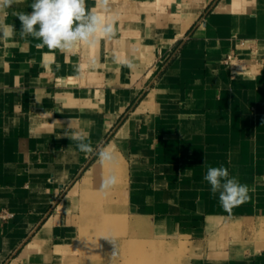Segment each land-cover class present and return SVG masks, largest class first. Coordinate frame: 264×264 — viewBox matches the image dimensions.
Returning a JSON list of instances; mask_svg holds the SVG:
<instances>
[{"label": "crops", "instance_id": "crops-1", "mask_svg": "<svg viewBox=\"0 0 264 264\" xmlns=\"http://www.w3.org/2000/svg\"><path fill=\"white\" fill-rule=\"evenodd\" d=\"M32 2L0 41V264H128L141 243L151 264H264V0H110L116 35L76 54L21 39ZM220 166L249 189L230 213L203 179Z\"/></svg>", "mask_w": 264, "mask_h": 264}, {"label": "clouds", "instance_id": "clouds-1", "mask_svg": "<svg viewBox=\"0 0 264 264\" xmlns=\"http://www.w3.org/2000/svg\"><path fill=\"white\" fill-rule=\"evenodd\" d=\"M21 0H0V41H7L16 35L15 24L6 23L8 9ZM30 11L12 13L20 22L21 39L39 41L37 49L57 50L62 54H76L80 46L95 47L101 39H112L116 35L115 20L109 18L110 0H95L89 7L87 0H33ZM128 66L131 67L130 62ZM96 62H90L94 67ZM57 65V69H59ZM82 77L84 66L75 67ZM64 136L76 141V148L85 155H95L102 163H114L116 152L111 146L92 145L90 134L84 129L66 132ZM203 179L210 185L213 196L218 194L219 204L226 211L245 203L249 189L237 178L231 177L226 167H208ZM118 177L115 173L107 176L101 185L102 190L115 186ZM113 243H115L112 240Z\"/></svg>", "mask_w": 264, "mask_h": 264}, {"label": "rangeland", "instance_id": "rangeland-1", "mask_svg": "<svg viewBox=\"0 0 264 264\" xmlns=\"http://www.w3.org/2000/svg\"><path fill=\"white\" fill-rule=\"evenodd\" d=\"M157 251L155 249H151L149 245L146 243H141L136 245L131 250V257L128 260V264H151L152 263V257L157 256ZM172 257V256H171ZM154 260V264H155Z\"/></svg>", "mask_w": 264, "mask_h": 264}, {"label": "built area", "instance_id": "built-area-1", "mask_svg": "<svg viewBox=\"0 0 264 264\" xmlns=\"http://www.w3.org/2000/svg\"><path fill=\"white\" fill-rule=\"evenodd\" d=\"M241 45H246V41H241ZM238 59V56L236 53H229L227 54L223 59H222V62L225 64V65H229L231 68H234L236 63H235V60ZM0 215L3 217V218H9L12 216V214L8 211H2L0 213Z\"/></svg>", "mask_w": 264, "mask_h": 264}, {"label": "bare ground", "instance_id": "bare-ground-1", "mask_svg": "<svg viewBox=\"0 0 264 264\" xmlns=\"http://www.w3.org/2000/svg\"><path fill=\"white\" fill-rule=\"evenodd\" d=\"M96 164V163H95ZM97 167V166H96ZM95 171V170H94Z\"/></svg>", "mask_w": 264, "mask_h": 264}]
</instances>
